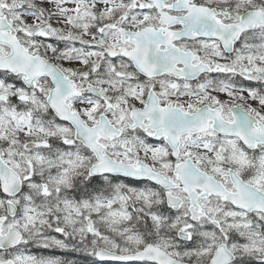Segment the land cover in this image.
<instances>
[{
	"label": "snow or ice",
	"instance_id": "obj_1",
	"mask_svg": "<svg viewBox=\"0 0 264 264\" xmlns=\"http://www.w3.org/2000/svg\"><path fill=\"white\" fill-rule=\"evenodd\" d=\"M0 264H264V0H0Z\"/></svg>",
	"mask_w": 264,
	"mask_h": 264
}]
</instances>
